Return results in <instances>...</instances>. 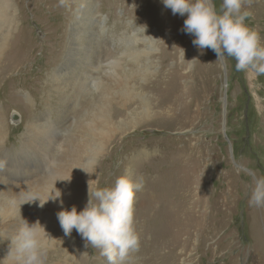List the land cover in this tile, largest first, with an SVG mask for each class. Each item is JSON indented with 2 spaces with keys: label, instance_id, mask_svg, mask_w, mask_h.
<instances>
[{
  "label": "rangeland",
  "instance_id": "obj_1",
  "mask_svg": "<svg viewBox=\"0 0 264 264\" xmlns=\"http://www.w3.org/2000/svg\"><path fill=\"white\" fill-rule=\"evenodd\" d=\"M62 1L11 0L7 26L0 24V142L17 150L26 126L22 105L38 108L24 118L33 120L51 104L49 118L64 140L41 166L40 177L50 178L101 111L110 117L103 126L108 134L87 142L86 185L143 178L135 202L141 246L131 254L133 264H264V207L249 203L255 179L264 177V75L238 71L233 58L217 60L211 49H198L182 30L187 14L173 15L162 0H115V8L103 9L97 0L102 63L90 79L80 78L83 69L66 70L60 86L50 72L65 62L78 8L76 0ZM214 2L219 10L222 0ZM245 8L252 12L245 23L264 45V0ZM56 40L62 48L53 47ZM6 60L26 67L2 74ZM101 142L104 150L94 158ZM88 189L80 196L86 203ZM59 232L58 251L48 252L46 264H107L77 231L81 248Z\"/></svg>",
  "mask_w": 264,
  "mask_h": 264
},
{
  "label": "bare ground",
  "instance_id": "obj_2",
  "mask_svg": "<svg viewBox=\"0 0 264 264\" xmlns=\"http://www.w3.org/2000/svg\"><path fill=\"white\" fill-rule=\"evenodd\" d=\"M64 1L65 0L62 2ZM100 1H102V3H100L101 5L99 8L102 9L109 8L111 5H113L114 8L116 6L115 0ZM76 5L78 8L71 15V30L69 37L66 39L68 51L66 50L67 52L64 57L65 62L62 66L50 72V77H52L56 83L60 84V86L63 85L64 78L67 76L66 70L83 69L79 74L80 78L83 76L88 79V74L94 69L99 68L102 63L100 55L102 54L101 49L103 46L101 45V36L98 32V28L95 27L96 24H100L96 8L97 0H76ZM10 6L11 0H0V24L6 22L3 26H7ZM132 38L135 41L134 36ZM53 47L56 49L62 48V41L56 40ZM53 56V58H56L55 54H53ZM17 61L12 62L11 60H6L2 68V74L16 69H20L21 72H23L26 66L19 67L20 61ZM49 61L50 60L47 61L48 67H50ZM125 74L127 75L128 73L125 71ZM181 95L186 96L184 92L181 93ZM71 103V100L60 103V108L69 107ZM47 106L48 110H46L47 112L45 114H41L40 117L33 120L27 118L26 120L24 119L25 116H27L26 113H29L32 109L36 111L38 108H34L32 104L22 105L24 113L21 114L20 118L21 121L25 120L26 126L24 131L21 132L20 143L17 150L13 151L7 149L4 147V141L0 142V205H2L1 208L3 207L2 209L0 208V233L3 234V236H0V249L6 244L9 245L10 240L20 230L24 221L35 223L38 220L45 227L50 236L55 238L52 241V248L49 251L51 253L57 252L58 249L54 245L56 236L58 233L60 234L59 231H63L59 224L57 213L64 208L71 210L73 206H76L78 210H83L87 204L80 198L82 193L86 192L88 189V185L86 184L89 171H85L87 170V161H85L87 159L85 156V154H87V142L92 141L93 143L97 137H99L98 141L107 138L108 133L105 132L106 126H103L105 123L109 122L110 117L108 115H103L100 111V116H95L88 124L86 123V125H84L82 142L76 146L73 155L69 156V158L66 156L63 157V160L60 162L61 164L58 165L54 174L50 175V178L47 176L40 177L41 166L44 165V161H46L52 153L54 154L60 140L64 137V134L63 136L61 135L59 123L49 118L54 110L50 108L52 105L49 104ZM1 111L0 106V114ZM61 127L63 126L61 125ZM2 130L3 128L0 126V133ZM60 147L61 146L58 148ZM98 147L96 154L94 149V158H97V156L103 152L105 144L101 142ZM94 158L91 166L95 164L96 160H94ZM26 190L27 195H24ZM59 191L61 196L54 199L60 194ZM22 196L24 199H22ZM22 200L23 202H21ZM40 202L41 204L47 203L41 207ZM35 205L38 211L37 209L35 211ZM73 235H76L75 229H73L70 236L65 235V242L71 245L72 248H81L80 242Z\"/></svg>",
  "mask_w": 264,
  "mask_h": 264
},
{
  "label": "clouds",
  "instance_id": "obj_3",
  "mask_svg": "<svg viewBox=\"0 0 264 264\" xmlns=\"http://www.w3.org/2000/svg\"><path fill=\"white\" fill-rule=\"evenodd\" d=\"M162 3L173 15L187 14L182 30L195 37L192 43L198 49H211L217 60L225 56L233 58L238 71L251 70L264 75V45L259 33L245 23L252 16L245 8L251 0H222L219 10L214 0H162ZM143 187L142 177L134 181L127 175L117 177L112 186L94 187L89 181V199L83 210L76 206L62 209L57 213L59 224L65 235L70 236L75 229L86 246L100 251L107 264H133L131 254L141 246L135 227V202ZM60 196L61 193L54 199ZM249 203L264 207V177L255 179ZM44 204L40 202L41 207ZM54 239L38 220L24 221L0 264H46Z\"/></svg>",
  "mask_w": 264,
  "mask_h": 264
},
{
  "label": "water",
  "instance_id": "obj_4",
  "mask_svg": "<svg viewBox=\"0 0 264 264\" xmlns=\"http://www.w3.org/2000/svg\"><path fill=\"white\" fill-rule=\"evenodd\" d=\"M14 120H17L18 118L16 117V116H14V118H13Z\"/></svg>",
  "mask_w": 264,
  "mask_h": 264
}]
</instances>
